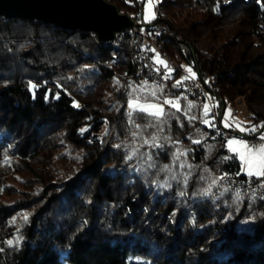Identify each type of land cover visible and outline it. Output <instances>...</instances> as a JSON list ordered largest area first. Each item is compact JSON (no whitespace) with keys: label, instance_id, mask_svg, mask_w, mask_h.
Segmentation results:
<instances>
[{"label":"trees","instance_id":"obj_1","mask_svg":"<svg viewBox=\"0 0 264 264\" xmlns=\"http://www.w3.org/2000/svg\"><path fill=\"white\" fill-rule=\"evenodd\" d=\"M150 23L221 99L219 125L239 100L260 131L264 0H159ZM129 42L0 17V264H264V202L224 182L248 177L206 106L126 111L164 99Z\"/></svg>","mask_w":264,"mask_h":264},{"label":"built area","instance_id":"obj_2","mask_svg":"<svg viewBox=\"0 0 264 264\" xmlns=\"http://www.w3.org/2000/svg\"><path fill=\"white\" fill-rule=\"evenodd\" d=\"M129 17L133 21V26L117 37L124 33L129 35V52L136 54V64L134 65L137 77L160 87L163 90L164 99L179 102L184 98H190L203 103L212 114L214 127L217 128V133L213 136L214 140L232 136L231 132L221 128L215 115L221 99L208 89L207 83L196 75L192 66L186 64L180 67L165 53L157 52L156 43L162 34V29L153 26L150 22L144 24L141 13H135ZM111 64L117 66L118 63L116 59H112ZM166 108L169 107L165 105ZM262 134H264L263 131H258L254 134L239 136V138L249 145L257 147L264 144V140L260 139ZM229 179L230 187L228 188L239 187L244 195L264 202V176L260 178L248 177L244 180Z\"/></svg>","mask_w":264,"mask_h":264},{"label":"water","instance_id":"obj_3","mask_svg":"<svg viewBox=\"0 0 264 264\" xmlns=\"http://www.w3.org/2000/svg\"><path fill=\"white\" fill-rule=\"evenodd\" d=\"M0 17L91 32L105 46L133 26L129 15L105 0H0Z\"/></svg>","mask_w":264,"mask_h":264},{"label":"rangeland","instance_id":"obj_4","mask_svg":"<svg viewBox=\"0 0 264 264\" xmlns=\"http://www.w3.org/2000/svg\"><path fill=\"white\" fill-rule=\"evenodd\" d=\"M143 1L141 18L144 24H148L156 17V5L159 0ZM165 101H168V103H165ZM130 102L133 107H129ZM165 105L169 108L177 107L178 101L163 99L162 103H157L130 99L127 103L126 111L130 112L131 110H134L155 116H161L165 109ZM224 105L225 108L221 114L220 125L224 130L232 133V136H229L226 139V149L233 154L239 162L242 174H245L248 177H261L259 172L261 169H264V144L254 147L239 138V136H244L243 134H249L254 127L247 108L239 100L234 102L226 101ZM253 148L255 150H252ZM249 172L254 174L249 175Z\"/></svg>","mask_w":264,"mask_h":264},{"label":"bare ground","instance_id":"obj_5","mask_svg":"<svg viewBox=\"0 0 264 264\" xmlns=\"http://www.w3.org/2000/svg\"><path fill=\"white\" fill-rule=\"evenodd\" d=\"M111 45L116 50L117 45L115 44V42L111 43ZM156 50H157L158 53H164L163 47H162V43L160 42V38L157 39ZM129 54L131 55V59H132L133 64H136V54H135V52H129ZM224 182L226 184H228L229 187H230V179L229 178H225ZM230 191L232 193H234L235 195L244 194V193H241V188H239V187H231Z\"/></svg>","mask_w":264,"mask_h":264},{"label":"snow or ice","instance_id":"obj_6","mask_svg":"<svg viewBox=\"0 0 264 264\" xmlns=\"http://www.w3.org/2000/svg\"><path fill=\"white\" fill-rule=\"evenodd\" d=\"M152 18H154V17H152ZM165 103H168V101H165ZM129 107H133V105H132V103L130 102L129 103ZM226 116H227V113H226ZM227 126V125H226ZM262 127H264V125H262ZM251 131H256V127L254 126L252 129H251ZM260 139L261 140H264V134H262L261 136H260ZM155 140V138H153V141ZM145 143H147V141H145ZM252 150H255L254 148L252 149ZM249 175H252V174H254V173H252V172H249L248 173ZM259 175L260 176H264V169H261V171L259 172ZM26 219V218H25ZM9 243L11 244L12 242L11 241H9Z\"/></svg>","mask_w":264,"mask_h":264},{"label":"crops","instance_id":"obj_7","mask_svg":"<svg viewBox=\"0 0 264 264\" xmlns=\"http://www.w3.org/2000/svg\"><path fill=\"white\" fill-rule=\"evenodd\" d=\"M258 132V131H257ZM256 133V132H255ZM250 134H254V133H251V132H249V134H247V135H250ZM243 135H245V134H243ZM243 175H245V174H243ZM246 177H248L247 175H245ZM251 177H253V178H260V177H254V176H251ZM262 177V176H261Z\"/></svg>","mask_w":264,"mask_h":264}]
</instances>
